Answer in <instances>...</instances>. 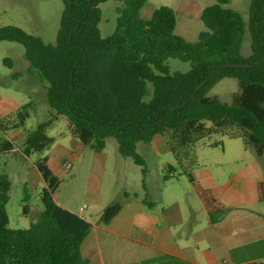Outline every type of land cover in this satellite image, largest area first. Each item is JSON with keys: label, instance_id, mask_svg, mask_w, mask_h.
<instances>
[{"label": "trees", "instance_id": "16d2710c", "mask_svg": "<svg viewBox=\"0 0 264 264\" xmlns=\"http://www.w3.org/2000/svg\"><path fill=\"white\" fill-rule=\"evenodd\" d=\"M64 9L56 44L16 26L0 29V41L25 47V58L47 83L49 118L25 140L26 156L43 153L54 139L47 131L60 117L79 141L100 152L109 138L116 139L119 153L132 158L147 174L138 144H151L161 136L175 158L164 180L187 176L211 221L227 210L210 189L195 179L199 167V144L214 134L241 139L246 149L264 156V0H252L250 28L252 54L242 55L245 21L227 7L229 0L205 8L200 19L207 28L196 42L176 33V11L158 8L149 19L141 16L148 0H118L116 28L104 38L99 24L101 5L109 0H61ZM190 63L187 72H172L169 60ZM242 65V66H232ZM249 65V66H245ZM238 81L240 92L231 104L210 91L223 79ZM32 103L0 120V132L25 126ZM14 150V143H0L1 154ZM44 156L35 163L46 187L41 192L44 210L29 229H12L7 212L12 183L0 174V264H88L81 246L90 224L54 199L59 177ZM143 185L146 188L145 180ZM264 201V182L258 184ZM28 206H25L27 212ZM122 204L106 207L101 222L108 224ZM264 264V260L260 263Z\"/></svg>", "mask_w": 264, "mask_h": 264}, {"label": "rangeland", "instance_id": "374dc122", "mask_svg": "<svg viewBox=\"0 0 264 264\" xmlns=\"http://www.w3.org/2000/svg\"><path fill=\"white\" fill-rule=\"evenodd\" d=\"M219 0H148L141 16L152 17L162 6L173 8L177 14L176 33L190 42H196L201 32L206 31L200 19L202 11ZM252 0H229L227 7L239 12L244 18L246 29L242 45V55L252 54L253 37L250 28ZM123 2L109 0L101 5L102 18L99 24L102 37L106 38L114 32L118 18V9ZM64 4L61 0H0V29L16 26L24 31L39 36L45 43L56 44L60 28ZM172 72H187L190 63L176 59L169 60ZM240 92L238 81L233 78L221 80L209 93L217 96L223 103L231 104L235 94ZM47 83L37 71L33 70L25 58V47L16 42L0 41V120L14 115L23 105L31 102L29 118L25 126L18 130L0 132V143H14V150L0 156V174L8 176L12 183L7 212L12 229H29L36 223L44 206L41 192L46 187L35 163L47 156L51 170L59 177L60 184L54 193L58 205L76 212L83 208L84 215H96L105 205L123 204L137 195L147 198V176L153 187L161 182L168 166L177 168L174 156L167 146L163 149L164 139L157 136L155 148L149 144L139 143L137 153L145 160L147 174L132 158H125L119 153L116 139L109 138L102 153H97L83 145L70 133L66 117H60L57 123L47 131L54 139L43 153H32L26 156L27 136L49 118L50 107L47 102ZM247 152V153H246ZM241 154L244 161L253 167L257 163L264 173V156L259 157L254 150L246 149L241 139H230L219 134L202 141L197 149L200 168L211 169L222 182L241 167L238 161ZM143 179L146 188L143 185ZM168 183L169 195L183 189L191 194V185L187 176L176 172V176ZM165 180V181H169ZM194 195V194H193ZM25 206H28L25 212ZM264 213V204L256 208ZM250 257L264 255V242L253 245L249 249ZM249 263V264H255Z\"/></svg>", "mask_w": 264, "mask_h": 264}, {"label": "crops", "instance_id": "0c3cea01", "mask_svg": "<svg viewBox=\"0 0 264 264\" xmlns=\"http://www.w3.org/2000/svg\"><path fill=\"white\" fill-rule=\"evenodd\" d=\"M156 137L149 144L152 149H156ZM246 155H240L241 167L227 182H222L211 169L202 170L199 166L194 171L196 181L210 189L227 210L216 222L211 221L190 181L194 195L185 191L183 196L182 189L170 196L171 180L165 181L162 176L154 188L149 174L146 178L149 196L136 195L123 203L119 214L108 224L101 222V215L109 205L96 215H84L83 208L78 213L63 207L90 224V232L81 246L83 258L88 264L260 263L264 255L250 257L249 249L264 242V213L256 211L264 204L258 188L264 182V173L257 163L250 167L244 161Z\"/></svg>", "mask_w": 264, "mask_h": 264}, {"label": "water", "instance_id": "95a60500", "mask_svg": "<svg viewBox=\"0 0 264 264\" xmlns=\"http://www.w3.org/2000/svg\"><path fill=\"white\" fill-rule=\"evenodd\" d=\"M232 66H236V67H238V66H242V65H232ZM245 66H249V65H245Z\"/></svg>", "mask_w": 264, "mask_h": 264}]
</instances>
